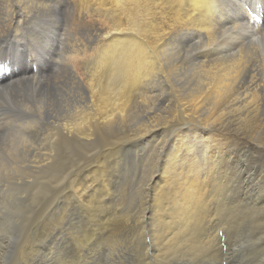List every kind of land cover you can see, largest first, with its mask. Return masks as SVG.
<instances>
[{"label":"bare ground","instance_id":"obj_1","mask_svg":"<svg viewBox=\"0 0 264 264\" xmlns=\"http://www.w3.org/2000/svg\"><path fill=\"white\" fill-rule=\"evenodd\" d=\"M263 20L264 0H0V264H264Z\"/></svg>","mask_w":264,"mask_h":264},{"label":"rangeland","instance_id":"obj_2","mask_svg":"<svg viewBox=\"0 0 264 264\" xmlns=\"http://www.w3.org/2000/svg\"><path fill=\"white\" fill-rule=\"evenodd\" d=\"M72 14H73V11H72ZM62 20L64 21V18H62ZM264 21V20H263ZM87 37V36H86ZM84 38V40H85V44L86 45H88V47L94 42V40H92V38L91 37H87V38ZM91 38V39H90ZM88 41H90V43H88ZM92 41V42H91ZM3 50H6V47H4L3 48ZM63 64V65H62ZM62 65V66H61ZM60 67H61V69H63L64 67H65V65H64V63H63V60L60 62ZM186 67H188V65H184V69L186 68ZM193 70L194 69H187V70H185V71H183L182 73H181V76H180V80H179V82H177V84L179 85L178 86V88L181 90V88H182V90H188V89H191V88H193V87H195V85H196V76H194V75H196V71H194L193 72ZM188 75H190V76H188ZM192 75V76H191ZM186 77V78H185ZM195 79H194V78ZM194 79V80H193ZM191 80H193V81H191ZM182 82L185 84H182ZM182 86H181V85ZM189 87H188V86ZM186 86V87H185ZM187 87H188V89H187ZM184 88H186V89H184ZM156 90V89H155ZM158 90H161L160 88H158ZM165 90H168L167 91V93L164 95L165 97H166V99H168L169 100V97H168V94L170 93V95H171V97H172V93L169 91V90H172V89H169V88H166ZM167 95V96H166ZM168 97V98H167ZM13 127H15L16 129H18V128H21L20 126L21 125H18V124H15V123H12L11 124ZM44 127V126H43ZM43 127H41V130L43 129ZM43 132V131H42ZM132 158V159H131ZM131 158H126V159H124L123 161H125L126 162V160H127V162H126V164L128 165L127 167H128V170L130 171L129 172V174H127L126 175V177H125V179L123 178V188H124V190H128V189H130L129 190V192H134V194H133V196H132V198H131V201H129L130 202V206L129 205H124V208L127 210V211H129L130 213H134V212H136V214L138 213V211H139V207H137L138 206V200L141 198L140 197V195H135L136 193H138L139 194V192L138 191H136V188L138 189L140 186H141V184H142V181H143V176L145 175L144 174V170L142 169V167H140V160H138L137 159V162L136 161H132L133 160V157H131ZM130 159H131V161H130ZM128 162H129V164H128ZM131 164V165H130ZM138 164V165H137ZM132 172H134V173H132ZM134 174V175H133ZM44 177H42V175H39V176H37V186H39V190L37 191V193H36V198H35V203L33 204L37 209H34L33 211H35V214H37L36 215V217H41L42 215H44V213H50V212H45L44 211V209L46 208V206H49L50 204H51V201H53L54 199H55V196H57V195H59L60 194V189L58 190V188H57V185H56V183H55V181H54V175L53 174H50V175H43ZM50 176V177H49ZM135 176H136V178H135ZM129 177V178H128ZM39 178V179H38ZM45 178V179H44ZM132 180H131V179ZM128 179V180H127ZM46 180V181H45ZM135 180L136 181H138V182H135ZM53 181V182H52ZM49 183V184H48ZM126 183V184H125ZM52 184H54L53 185V187H52ZM138 184V185H137ZM47 185V186H46ZM132 185V186H131ZM129 186V187H128ZM135 186V187H134ZM128 187V188H127ZM126 188V189H125ZM29 189V190H28ZM29 192V193H27V191ZM46 191V192H45ZM25 192V193H24ZM34 193V190H33V187L31 186V187H24V189L22 188V195H24V196H27V199H29V201L27 202V203H30L32 200H30V196L32 195ZM50 193V194H49ZM54 195V196H53ZM126 195V194H125ZM132 195V194H131ZM23 196V197H24ZM135 196V197H134ZM129 197V196H128ZM51 198V199H50ZM40 199H42L41 200V202H43L42 204H41V202H40ZM45 199H47V200H45ZM51 200V201H50ZM136 200V201H135ZM39 202V203H38ZM37 203V204H36ZM48 203H49V205H48ZM135 203V204H134ZM42 205V207H44V209L42 208V207H40V205ZM37 205H39V207L37 206ZM25 207L27 208V210H29L28 212H30V211H32L31 209H30V207H29V205H25ZM34 207V208H35ZM131 208H132V210H131ZM134 210V211H133ZM28 212H26V214L28 213ZM30 215H32V213L30 214ZM248 232V233H247ZM252 231H248V229L246 230V231H244L242 234H241V241L239 242L241 245H243L242 247H244V248H242V247H240L241 249H251L252 248V245H253V235H252ZM252 235V236H251ZM252 237V241L250 240V237ZM244 237H246V238H244ZM148 239V238H147ZM246 239V240H245ZM247 243H249V245H247ZM246 244V245H245ZM246 247V248H245ZM14 253L12 254V255H10V258H9V264H12V262L13 261H15L14 259H16V255H14ZM132 258V259H131ZM130 261H133L134 260V258H133V256H130L129 258H128ZM135 260H136V258H135ZM130 261H128V262H130ZM240 261V260H239ZM131 263V262H130Z\"/></svg>","mask_w":264,"mask_h":264}]
</instances>
